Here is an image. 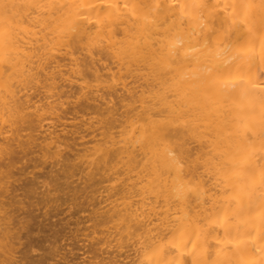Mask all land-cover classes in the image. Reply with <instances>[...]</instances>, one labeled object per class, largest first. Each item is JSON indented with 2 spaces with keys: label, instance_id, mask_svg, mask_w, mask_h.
<instances>
[{
  "label": "bare ground",
  "instance_id": "obj_1",
  "mask_svg": "<svg viewBox=\"0 0 264 264\" xmlns=\"http://www.w3.org/2000/svg\"><path fill=\"white\" fill-rule=\"evenodd\" d=\"M23 158L26 196L94 200L63 264H264V0H0V264L31 251Z\"/></svg>",
  "mask_w": 264,
  "mask_h": 264
},
{
  "label": "rangeland",
  "instance_id": "obj_2",
  "mask_svg": "<svg viewBox=\"0 0 264 264\" xmlns=\"http://www.w3.org/2000/svg\"><path fill=\"white\" fill-rule=\"evenodd\" d=\"M98 57V56H97ZM99 58V57H98ZM101 62H102V60H101ZM101 62L99 61V64L98 65H102L101 64ZM102 63H104L103 65H105V64H109V65H111V63L109 62V61H107L106 63L104 62V60H103V62ZM111 66H113V65H111ZM104 72V71H103ZM73 80H75V79H73ZM73 80H72V82L71 83H74L73 82ZM127 80H129V79H127ZM130 81V80H129ZM63 82V81H62ZM61 81H60V84L62 83ZM68 82V81H67ZM77 82V81H76ZM75 82V83H76ZM139 83V82H138ZM64 84H66L65 86H64ZM76 84H78L79 85V83L77 82ZM76 84H72L73 86L71 87V84L69 85V83H66V81H65V83L63 82V84H62V90L65 88L66 89V91H64V92H69V95H67L66 94V96H67V100L69 99L68 97H70L72 100H74V101H76V103L78 102V100L80 101V99H82V101H85V99L83 98V96L81 97L77 92H76V90H75V88H77L78 89V87H77V85ZM135 85H136V83H135ZM64 89V90H65ZM70 91H69V90ZM138 89V88H137ZM72 90H73V92L75 93V94H78V100H76L77 99V96H75V98L74 97H72V95H70V94H72V93H70V92H72ZM64 92H62L61 93V98H62V100H64L65 98H63V97H65V96H63L64 94ZM36 93H38L39 94V92H36ZM73 93V94H74ZM119 94L121 93V92H118ZM42 93H40L39 95H41ZM63 96V97H62ZM74 96V95H73ZM81 97V98H80ZM71 99L69 100V103H71V104H69V105H71V107L64 101V103L66 104H64V110L67 112V114H65V111H63V112H61L60 110V112L61 113H63V114H65L66 115V119H62L64 122H65V120H67L66 122H67V124H68V121H70V124L72 123V121H71V119H68V117H70V115L72 114V113H74L73 112V107L75 108V110L76 109H78V106H79V104H80V106H86L87 105V103L89 102H87L86 103V105H85V103L84 102H82V101H80L79 102V104L78 105H73V103H74V101H71ZM71 101V102H70ZM114 101V103H115V106L117 105V107H120V103L117 101V100H113ZM68 102V101H67ZM82 103H84V105L82 104ZM82 104V105H81ZM69 106V107H68ZM80 106H79V109H78V111H80L81 110V108H80ZM63 107V106H62ZM86 108V107H85ZM88 109L86 110V111H89V107H87ZM61 109V108H60ZM123 109V108H122ZM122 109H120L119 108V110H118V112H122ZM68 110H69V112H68ZM71 110V111H70ZM79 113V112H78ZM77 113V114H78ZM80 114V113H79ZM62 115V114H61ZM72 116V115H71ZM71 118V117H70ZM53 120H55V119H53ZM61 120V121H62ZM77 121H79V119H76L75 120V122H77ZM56 123H58V122H56ZM68 126V125H67ZM61 127V126H60ZM60 127H58V128H60ZM68 127H70V125L68 126ZM67 127V128H68ZM70 129H73L72 127H70ZM85 132V131H84ZM86 133V132H85ZM75 135V134H74ZM88 137H89V135H88ZM88 137H86L87 139H89ZM85 139V138H84ZM18 155H21V153H18ZM22 160V161H21ZM19 162H17V164H15V168L13 169L14 170V172H15V178L17 179V181L16 182H13V184L15 185V187L17 188L16 190V194H17V199H20V201H21V204H16L15 205V207H18V208H15V210H17L16 211V215H17V218L18 217H26V218H22L24 221H25V224H26V228L25 229H23V230H21V238H22V240L21 241H24V245H25V248H27L28 247V245H30L31 246V251L30 250H28L29 251V257L26 259V261H25V264H55V263H57L58 262V264H63L62 263V261H61V259L59 258V256H58V258H57V256H56V258L55 257H51V255H53L55 252H56V250H59V253L60 254H62V252H66V257L68 258V259H70L71 258V255H69L68 254V249L69 248H72V250H74L73 251V253L75 254V256L76 257H78V255H79V260L81 261V258L82 257H84V256H82V255H86V257L87 256H89L90 255V253H89V255H87L88 253H84L83 254V250H85V248L84 247H82L81 248V246H82V244L84 243H86V244H88V240H83V238L84 237H81L83 234H87V233H83L82 234V232L81 231H83L84 229H85V232L86 231H89L90 229L89 228H91V221H92V218L90 217V215H91V213H90V209H87V204H89V208L90 207H92V200H89V199H87V198H85L84 196H82L81 197V200H80V202H82L83 203V205L85 206V209H83V212L81 211V209H79L77 206H75V208H74V206L73 207H70V208H67V206H66V204H61V200H59L58 202H56V204L55 203H52V205L50 204V205H47V206H44L43 205V203H41L40 201H39V199L37 198V196L35 195V196H33V195H30L29 194V196L27 195L26 196V193H25V191L24 190H27V188H26V184H27V182H28V180H30V178H31V176L32 177H35L36 175L38 176L37 178H36V180H38V181H42V180H44L45 178V180H49V177H46V176H44V174H46V171L48 170V168L47 167H45V168H40L39 170L37 169V168H35V169H32V167H31V164H29L30 162L27 160V158H23V159H21ZM25 162V163H24ZM27 162V163H26ZM28 164V165H27ZM23 168V169H22ZM29 168V169H28ZM19 169V170H18ZM44 169V170H43ZM22 170V171H21ZM29 170V171H28ZM25 171V172H24ZM33 171V172H32ZM30 172H32V173H30ZM28 173L29 174H31V175H28ZM38 173H40V175H38ZM18 174V175H17ZM26 174V175H25ZM24 176V177H23ZM29 177V178H28ZM41 177V178H40ZM43 177V178H42ZM18 180H20V181H18ZM105 184V183H104ZM103 185V184H102ZM19 189H20V191H19ZM60 195H61V193H59ZM98 194V193H97ZM97 194H95V196L97 195ZM104 194H107V193H103L102 192V198L104 197L105 198V196L106 195H104ZM83 195H85V193L83 194ZM100 195V196H101ZM64 196V195H63ZM99 196V195H98ZM98 196H96V197H98ZM25 198V199H24ZM100 197H98V199H99ZM31 199V200H30ZM78 200V201H79ZM89 200V201H88ZM38 201H39V204L40 205H38ZM90 201H91V203H90ZM37 202V203H36ZM93 203H94V200H93ZM43 207V208H42ZM47 207V208H46ZM56 208V209H55ZM27 209V210H26ZM66 209H68V210H66ZM87 209V211H84V210H86ZM55 210V211H54ZM65 210V211H64ZM79 212H78V211ZM89 210V211H88ZM49 211V212H48ZM17 212H19V213H17ZM43 212V213H42ZM38 213H40V214H38ZM42 213V214H41ZM48 213V214H47ZM68 213V214H67ZM71 213V214H70ZM89 213H90V215H89ZM76 218H75V217ZM92 217H93V215H91ZM69 219H68V218ZM79 217V218H78ZM88 217H90V218H88ZM28 218V219H27ZM78 218V219H77ZM84 218V219H83ZM29 220V223H28V221L27 220ZM65 219V220H64ZM86 219V220H85ZM88 219H91L90 221H88ZM84 220V221H83ZM34 221V222H33ZM77 221H79L80 223H78L76 226H75V224H76V222ZM85 221H87V222H85ZM31 222V223H30ZM85 223V226L83 225L84 223ZM34 223V224H33ZM67 223V224H66ZM91 223V224H90ZM87 224H90V225H87ZM30 226H32V227H30ZM84 226V227H83ZM90 226V227H89ZM77 228V230H76V228ZM86 227H88L87 229H89V230H87L86 229ZM80 228V231H78V229ZM92 229V228H91ZM76 232H75V231ZM91 231V230H90ZM89 231V232H90ZM67 233V234H66ZM52 234V235H51ZM76 235V238H74L73 236L74 235ZM82 234V235H81ZM36 235V236H35ZM99 235V234H98ZM98 235H96V237L98 236ZM46 236H49V237H46ZM58 236V237H57ZM84 236V235H83ZM71 237V238H70ZM78 237V238H77ZM101 237V235L100 236H98L97 238H100ZM62 238V239H61ZM68 238V239H67ZM80 238H82V239H80ZM77 239H80V240H77ZM60 240H61V242H60ZM66 240H67V242H66ZM83 240V241H82ZM95 240H96V238H95ZM95 240H93V241H95ZM90 242H93V241H91V240H89ZM60 242V243H59ZM96 242V241H95ZM57 243V244H56ZM78 243H80V244H78ZM94 243V242H93ZM51 244V245H50ZM113 244H114V242H113ZM112 244V245H113ZM43 245V246H42ZM57 245V246H56ZM59 245V246H58ZM66 245V246H65ZM81 245V246H80ZM95 245V244H94ZM96 245H99L100 246V244H96ZM111 245V247H107L109 250L110 249H112V250H114L115 251V249H117V248H115V247H113ZM68 246H69V248H68ZM98 246V247H99ZM102 246H103V244H101V250L105 247H103L102 248ZM67 247V248H66ZM94 248H97L96 246H93ZM32 248H34L33 250H32ZM50 248V249H49ZM54 248V249H53ZM56 248V249H55ZM58 248V249H57ZM84 248V249H83ZM106 248V247H105ZM103 249V250H106V249ZM37 249V250H36ZM64 251H63V250ZM83 249V250H82ZM107 249V250H108ZM42 250V251H41ZM52 250V251H51ZM60 250H62V252L60 251ZM96 250H100L99 248H97ZM96 251V252H98V254H99V252H101V255H102V257H103V254H104V257H105V261L104 262H106L107 260H106V258H107V256L109 257L110 255H112L113 254V251L112 250H110V251H112L111 253L112 254H110L109 255V253H107V252H109V251H107L106 253H103L102 251ZM119 250V252L120 251H124V249H118ZM37 251V252H36ZM82 251V252H81ZM117 251V250H116ZM115 251V252H116ZM32 252H34V253H32ZM114 252V253H115ZM118 252V251H117ZM119 252L117 253V254H119ZM129 252H131V251H129ZM72 253V254H73ZM80 253H82V255L80 254ZM103 253V254H102ZM40 254H43L44 256H45V259L43 260H39L38 259V257H39V255ZM106 254V255H105ZM116 254V256L118 257V258H116L117 260H119V256H121V255H117ZM120 254H122L121 252H120ZM100 255V254H99ZM99 255H97L98 256V258L99 257H101V256H99ZM114 255V254H113ZM112 255V256H113ZM116 256H114V257H116ZM122 256H124V254H122ZM114 257H112V258H114ZM97 257H96V259H94V261L96 260H100V259H98ZM111 258V257H110ZM109 258V259H110ZM111 258V259H112ZM124 258V257H123ZM59 259V260H58ZM76 260H78L77 258H75ZM108 259V258H107ZM120 259H122V257H120ZM129 259V258H128ZM114 260V259H113ZM122 260H124V259H122ZM126 260H127V258H126ZM55 261V262H54ZM80 261H77L76 263H79ZM102 261V262H103ZM124 262H125V260H124ZM85 263V262H84ZM84 263H79V264H84ZM122 264H123V261L121 262Z\"/></svg>",
  "mask_w": 264,
  "mask_h": 264
}]
</instances>
